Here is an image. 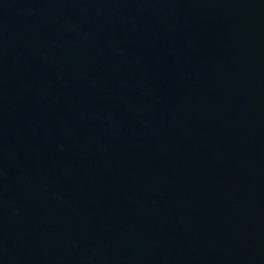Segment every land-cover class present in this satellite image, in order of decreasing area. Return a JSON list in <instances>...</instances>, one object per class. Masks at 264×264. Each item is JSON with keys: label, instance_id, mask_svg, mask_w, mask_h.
Wrapping results in <instances>:
<instances>
[{"label": "water", "instance_id": "water-1", "mask_svg": "<svg viewBox=\"0 0 264 264\" xmlns=\"http://www.w3.org/2000/svg\"><path fill=\"white\" fill-rule=\"evenodd\" d=\"M0 264H264V0H0Z\"/></svg>", "mask_w": 264, "mask_h": 264}]
</instances>
